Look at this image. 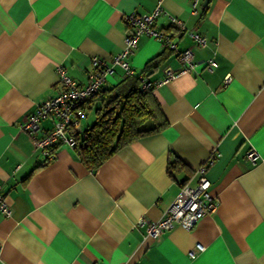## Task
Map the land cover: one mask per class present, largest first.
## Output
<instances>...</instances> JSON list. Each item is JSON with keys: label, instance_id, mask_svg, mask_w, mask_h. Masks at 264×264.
Here are the masks:
<instances>
[{"label": "crops", "instance_id": "obj_1", "mask_svg": "<svg viewBox=\"0 0 264 264\" xmlns=\"http://www.w3.org/2000/svg\"><path fill=\"white\" fill-rule=\"evenodd\" d=\"M157 2L154 29L171 34L178 52L191 49L195 64L166 80L164 70L180 66L167 50L144 73L164 50L145 36L128 58L134 76L150 83L166 127L94 171L67 145L43 164L21 126L59 93L57 67L84 85L93 56L110 60L122 50L125 17L150 13ZM192 3L0 0V186L11 209L10 217L0 214V264H264V0H198L195 12ZM210 60L212 70L203 66ZM123 79L115 68L103 90ZM98 102L86 106L80 134ZM51 128V120L42 123ZM202 178L215 210L191 230L148 236L147 222L161 218L181 186ZM195 244L204 250L191 260Z\"/></svg>", "mask_w": 264, "mask_h": 264}, {"label": "built area", "instance_id": "obj_2", "mask_svg": "<svg viewBox=\"0 0 264 264\" xmlns=\"http://www.w3.org/2000/svg\"><path fill=\"white\" fill-rule=\"evenodd\" d=\"M197 2L198 0H193L192 12H195L194 8ZM161 13V3L157 2L150 13L126 16L127 33L123 38L122 50L110 60L93 56L91 58L92 70L84 85L73 81L61 66L57 67L59 93L38 105L35 112L28 116L21 126L22 130L31 137L43 161L51 162L60 145L73 147L75 140L72 134L80 130V120L85 117L88 102L105 87L107 78L113 74L115 68H119L124 77L134 75L128 58L138 48L141 37L154 38L164 48L177 52L180 66L178 70L166 68L164 70L166 80L173 78L177 72H186L195 68L191 49L186 48L178 52L171 34L154 29V22ZM169 19L172 24H176L181 32L185 31L182 22L174 17H169ZM189 36L195 45L206 46V39L203 36L195 33H189ZM203 66L212 70L215 67V62L210 60ZM141 87L143 90H147L151 88V85L142 78ZM47 120H51L52 128L45 131L42 129V123ZM247 158L251 162H255L257 154L250 150L247 153ZM199 171L204 174L203 168ZM209 185V181L202 178L195 187L186 184L181 186L172 204L163 212L161 218L155 222H147L146 234L157 238L175 227L191 230L201 218L215 210V203L208 191ZM0 214L3 217L11 216V209L6 203L1 186ZM203 250L204 248L200 244H195L188 256L191 260L195 259Z\"/></svg>", "mask_w": 264, "mask_h": 264}, {"label": "trees", "instance_id": "obj_3", "mask_svg": "<svg viewBox=\"0 0 264 264\" xmlns=\"http://www.w3.org/2000/svg\"><path fill=\"white\" fill-rule=\"evenodd\" d=\"M167 50L164 48L162 54L147 62L144 73L155 69L165 59ZM141 79V76H126L114 87L101 89L88 102L90 106L96 99L99 101L94 108V121L83 134H72L74 154L87 169L94 171L131 141L157 134L166 127L152 89L143 90ZM177 164V160L170 162L169 171Z\"/></svg>", "mask_w": 264, "mask_h": 264}, {"label": "rangeland", "instance_id": "obj_4", "mask_svg": "<svg viewBox=\"0 0 264 264\" xmlns=\"http://www.w3.org/2000/svg\"><path fill=\"white\" fill-rule=\"evenodd\" d=\"M87 119H83V122H82V125L84 126L85 124H89L91 125L93 123V120H94V116H93V113H89Z\"/></svg>", "mask_w": 264, "mask_h": 264}, {"label": "water", "instance_id": "obj_5", "mask_svg": "<svg viewBox=\"0 0 264 264\" xmlns=\"http://www.w3.org/2000/svg\"><path fill=\"white\" fill-rule=\"evenodd\" d=\"M80 133H81V131H80V130H78V131H77V134H80Z\"/></svg>", "mask_w": 264, "mask_h": 264}]
</instances>
